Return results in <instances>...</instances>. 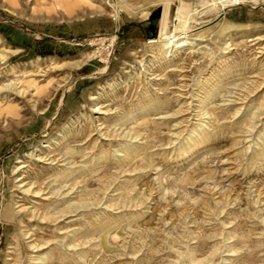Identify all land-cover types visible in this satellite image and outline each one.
<instances>
[{"label": "rangeland", "instance_id": "1", "mask_svg": "<svg viewBox=\"0 0 264 264\" xmlns=\"http://www.w3.org/2000/svg\"><path fill=\"white\" fill-rule=\"evenodd\" d=\"M199 1L0 0V264L32 255L24 177L73 211L47 264H264V0ZM180 2L195 46L166 57Z\"/></svg>", "mask_w": 264, "mask_h": 264}, {"label": "bare ground", "instance_id": "2", "mask_svg": "<svg viewBox=\"0 0 264 264\" xmlns=\"http://www.w3.org/2000/svg\"><path fill=\"white\" fill-rule=\"evenodd\" d=\"M244 1L245 0H211V1L200 0L198 4L200 7L210 9V11H221L224 13L226 9L233 7V6L241 5L244 3ZM164 9L165 10H164V14L162 13L163 17L161 18V25H160L158 37L155 39H151L149 43L150 44L160 43L165 52L166 57L171 56L173 51L179 49L182 46L194 47L195 43L189 42L188 34L189 32L194 31L191 28L190 23L191 21L194 20V17H193L194 14H197L198 12L196 10L194 11L191 10L190 4L180 2L179 6L175 10L174 22L171 24L169 21V19L171 18V17L169 18V9H170L169 5H167ZM202 14L204 13H201L199 15H202ZM178 31H182L184 36H180V37L177 36L176 34ZM261 39L262 37L256 36L252 40L259 41ZM229 45L230 44H228V46ZM93 99L95 98L92 97V100ZM99 110H101V108H99ZM98 131L99 133L101 132L100 129H98ZM39 160H42V158L39 157ZM65 174L66 176L63 177L64 179H60L59 182L57 179L55 180V182H57L58 184H61L62 182L67 180L69 178V177L67 178V176H70L72 173L70 170H66ZM26 180H28L27 177L21 178L19 180L20 188L22 190V192L20 193L22 194V199L20 201L21 204L18 206L19 211H16V213L14 214L17 217L16 221L19 224L24 225V230H22V236L24 240L27 241L26 245L29 247L30 253L33 255L29 257L30 258L29 264H47L48 261H50L49 259L52 257L50 253H53V249L52 248L50 249V247H52L53 244H49V241L44 239V233L47 232L48 230L51 234H54L55 236H57L56 233H57L58 228H60L61 226L60 224H64L63 223L64 220H66L67 217L73 211L71 210V205L68 204L69 202V199L67 197L68 193L65 194L64 192H62V189L64 186L61 188L57 187L58 189L56 190V187L52 189L49 186L45 185V183L40 182L37 179L34 181L30 180V182H26ZM20 202H18V204ZM84 206H83V203H81L80 208H85ZM19 216L22 218V220H20L21 218L20 219L18 218ZM11 219H12V212L10 210H7L2 216L0 215V222L2 220L5 222L7 221L9 222V221H12ZM25 219L27 220L25 221ZM36 230H39L41 234L37 233ZM20 240L21 239L17 236L14 238V240H12L13 242L10 244V247H9V255H8L6 264H24V259L21 254L22 249H20L21 248ZM57 241L59 240L57 239ZM73 246L75 245L73 244ZM214 253L212 255H214ZM201 262L202 261L195 260V263L197 264Z\"/></svg>", "mask_w": 264, "mask_h": 264}]
</instances>
